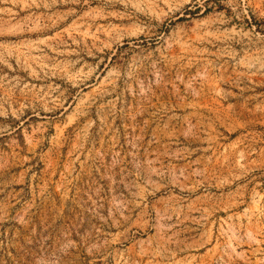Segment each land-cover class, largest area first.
<instances>
[{"label": "rangeland", "instance_id": "1", "mask_svg": "<svg viewBox=\"0 0 264 264\" xmlns=\"http://www.w3.org/2000/svg\"><path fill=\"white\" fill-rule=\"evenodd\" d=\"M0 264H264V0H0Z\"/></svg>", "mask_w": 264, "mask_h": 264}, {"label": "bare ground", "instance_id": "2", "mask_svg": "<svg viewBox=\"0 0 264 264\" xmlns=\"http://www.w3.org/2000/svg\"><path fill=\"white\" fill-rule=\"evenodd\" d=\"M215 24H217L219 26H223L225 24V21H220V23L209 21V23L206 24V26H207L206 28H212V29L218 30L219 28H216Z\"/></svg>", "mask_w": 264, "mask_h": 264}]
</instances>
